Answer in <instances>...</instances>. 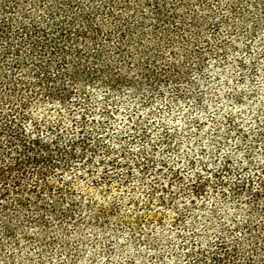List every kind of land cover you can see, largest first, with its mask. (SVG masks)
I'll list each match as a JSON object with an SVG mask.
<instances>
[{
	"label": "trees",
	"instance_id": "16d2710c",
	"mask_svg": "<svg viewBox=\"0 0 264 264\" xmlns=\"http://www.w3.org/2000/svg\"><path fill=\"white\" fill-rule=\"evenodd\" d=\"M259 40L264 0H0V264H41L73 230L107 224L116 202L80 182L104 193L135 169L175 212L177 264H264V108L248 126L230 118L232 152L189 158L203 166L189 177L159 154L168 130L148 148L133 122L118 150L105 132L120 96L200 103L192 74Z\"/></svg>",
	"mask_w": 264,
	"mask_h": 264
},
{
	"label": "rangeland",
	"instance_id": "374dc122",
	"mask_svg": "<svg viewBox=\"0 0 264 264\" xmlns=\"http://www.w3.org/2000/svg\"><path fill=\"white\" fill-rule=\"evenodd\" d=\"M239 60H245V64H239ZM192 80L193 90L200 93V103L194 96L173 98L167 91L155 97L148 108L141 106L142 101L136 96L118 97L120 109L114 110L112 118L105 123V132L112 136L110 144L120 149V143L113 138L117 133L126 138L133 122L151 132V143H146L148 148L155 143L161 146L158 139L168 130L173 148L164 150L161 146L159 154L172 165L180 166L187 177L203 168L198 162L188 166L189 158H204L209 166H214L211 156L217 153L222 158L232 152L238 134L229 119L248 126L253 114L264 108L263 43L259 40L249 50H230L226 60L204 64L203 72H194ZM103 94L102 89H96L92 96L100 99ZM238 95L240 100L236 99ZM134 146L138 148L139 144ZM234 159H239L238 153ZM138 175L135 169L127 183L116 181L104 193L89 180L81 181L80 186L95 201H114L117 209L104 226L73 230L65 239L66 244L59 241L54 251L51 249L41 259V264H177L174 256L180 250L175 244L179 245L180 237L173 221L175 212L160 202V192L152 199L150 187L154 177L150 175L142 180ZM178 202L184 206L185 199L178 198ZM206 204L201 213H208L212 200ZM181 261H186L185 256H181Z\"/></svg>",
	"mask_w": 264,
	"mask_h": 264
}]
</instances>
